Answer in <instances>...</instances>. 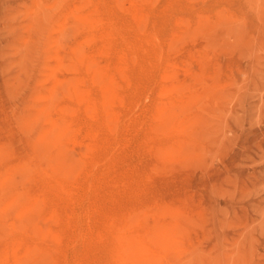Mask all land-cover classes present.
I'll use <instances>...</instances> for the list:
<instances>
[{
  "label": "rangeland",
  "instance_id": "1",
  "mask_svg": "<svg viewBox=\"0 0 264 264\" xmlns=\"http://www.w3.org/2000/svg\"><path fill=\"white\" fill-rule=\"evenodd\" d=\"M0 264H264V0H0Z\"/></svg>",
  "mask_w": 264,
  "mask_h": 264
},
{
  "label": "bare ground",
  "instance_id": "2",
  "mask_svg": "<svg viewBox=\"0 0 264 264\" xmlns=\"http://www.w3.org/2000/svg\"><path fill=\"white\" fill-rule=\"evenodd\" d=\"M123 7V6H122ZM90 8V7H89ZM92 8V7H91ZM72 11H74V10H72ZM75 12H77V11H75ZM83 12V11H82ZM111 13V12H110ZM81 17V16H80ZM86 17V16H85ZM147 17V16H146ZM78 23V22H77ZM112 32V31H111ZM83 40H85V39H83ZM104 40H106V39H104ZM179 41V40H178ZM175 43V42H174ZM172 46V45H171ZM104 48V47H103ZM168 49H170L169 47H168ZM167 51V50H166ZM171 51V50H170ZM160 55V54H159ZM58 60H60V59H58ZM96 60V59H95ZM160 63V62H159ZM134 69V68H133ZM175 77V76H174ZM52 84H54V83H52ZM103 84H106V82L103 80ZM83 86V85H82ZM165 86V85H164ZM80 87V86H79ZM182 89V88H181ZM105 96L106 95H108V93H109V91L107 90V89H105ZM159 93V92H158ZM157 93V94H158ZM160 94V93H159ZM161 96H162V94H160ZM164 95H166V94H164ZM177 95V94H176ZM81 96H82V92H81ZM84 96H86V95H84ZM88 96V95H87ZM190 96H195V95H190ZM182 97V96H181ZM81 99H79V101H80ZM112 100V99H111ZM197 101V100H196ZM78 102V101H77ZM122 102V101H121ZM120 102V103H121ZM185 103H187V102H185ZM81 103L79 102V105H80ZM31 105V104H30ZM100 105V104H99ZM104 105H106V103H104ZM187 105H188V103H187ZM32 106H34V105H32ZM161 107V106H160ZM177 107H178V105H177ZM183 107H185V106H183ZM156 109V108H155ZM170 110H172V108H171V106H170V108H169ZM181 110H183V109H181ZM124 112V111H123ZM174 112V111H173ZM179 112V111H178ZM177 112V113H178ZM176 113V112H175ZM185 113H188V111L187 112H185ZM37 115V114H36ZM175 116H176V114H174ZM167 116H169L168 114H167ZM172 117V116H171ZM188 119V118H187ZM196 119V118H195ZM194 120V119H193ZM53 122V121H52ZM184 123V122H183ZM180 124H182V123H180ZM172 126V125H171ZM189 126V125H188ZM109 127V126H108ZM119 127V126H118ZM176 127V126H175ZM110 128V127H109ZM26 130V129H25ZM157 130V129H156ZM116 131V130H115ZM180 131V130H179ZM92 133V132H91ZM145 133V132H144ZM160 133V132H159ZM18 134V133H17ZM19 134H20V132H19ZM157 134V133H156ZM77 135H79V134H77ZM85 135V134H84ZM163 135V134H162ZM164 136H165V134H164ZM85 138V137H84ZM72 140V139H71ZM76 141H78V140H76ZM178 141V140H177ZM145 142V141H144ZM180 144L182 143V142H179ZM184 144V143H183ZM187 144V143H186ZM32 146V145H31ZM169 146V145H168ZM188 146V145H187ZM182 147H185L184 145L182 146L181 145V148ZM157 148V147H156ZM167 148H169V147H167ZM186 148V147H185ZM171 149V148H170ZM170 149H168V150H170ZM166 151V150H165ZM169 153L168 154H172L173 153V149H172V153H170V151H168ZM175 153H177V152H175ZM175 153H174V155H175ZM160 154H161V152H160ZM165 154H166V152H165ZM159 155V154H158ZM162 156H164V155H162ZM171 156V155H170ZM169 156H167V158H168ZM174 157H176V156H174ZM173 156H172V158H174ZM162 158V157H161ZM165 158H166V156H165ZM164 158V159H165ZM171 158V159H172ZM177 158H178V156H177ZM169 159V158H168ZM161 160V159H160ZM176 159H174L173 160V162L175 161ZM179 160V159H178ZM162 161H163V159H162ZM165 161V160H164ZM168 162H169V160H168ZM176 163H178V162H176ZM180 164V163H179ZM171 167V166H170ZM169 167V169H171ZM156 168V167H155ZM160 168V167H159ZM157 169V168H156ZM155 169V170H156ZM150 170H152V169H150ZM164 170V169H163ZM167 170V169H166ZM152 172V171H151ZM10 175V174H9ZM90 175V174H89ZM157 175V174H156ZM162 176V175H161ZM163 176H164V174H163ZM51 177V176H50ZM148 177V176H147ZM150 178V177H149ZM53 179V178H52ZM149 180V179H148ZM151 182V181H150ZM155 182V181H154ZM166 184V183H165ZM157 186V185H156ZM79 194H81V193H79ZM84 198H86V197H84ZM71 201H73V200H71ZM75 201V200H74ZM165 205V204H164ZM159 206V205H158ZM166 206V205H165ZM39 207V206H38ZM67 207V206H66ZM160 207V206H159ZM74 208V207H73ZM52 210V209H51ZM25 211H26V209H25ZM139 211H140V209H139ZM173 212H175V211H173ZM69 216V215H68ZM80 219V218H79ZM179 219V218H178ZM177 219V220H178ZM183 219V218H182ZM189 219V218H188ZM174 220V219H173ZM114 221V220H113ZM88 222V221H87ZM78 223H80V222H78ZM74 227V226H73ZM172 230V229H171ZM52 233V232H51ZM122 236V235H121ZM115 240V239H114ZM130 245H128V247H127V250H128V252L126 253H124L123 255L125 256V257H128V258H130V259H135L137 256H141L142 255V249H141V247H139V246H137L138 245V243L135 241H131L130 243H129ZM179 248V247H178ZM165 250H167V249H165Z\"/></svg>",
  "mask_w": 264,
  "mask_h": 264
}]
</instances>
